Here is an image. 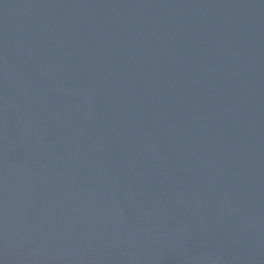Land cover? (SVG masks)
<instances>
[{"label":"water","instance_id":"95a60500","mask_svg":"<svg viewBox=\"0 0 264 264\" xmlns=\"http://www.w3.org/2000/svg\"><path fill=\"white\" fill-rule=\"evenodd\" d=\"M0 264H264V0H0Z\"/></svg>","mask_w":264,"mask_h":264}]
</instances>
